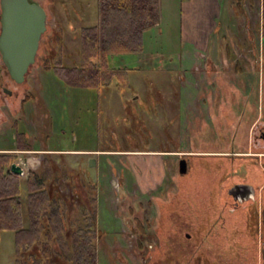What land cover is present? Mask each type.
I'll list each match as a JSON object with an SVG mask.
<instances>
[{"label":"rangeland","instance_id":"1","mask_svg":"<svg viewBox=\"0 0 264 264\" xmlns=\"http://www.w3.org/2000/svg\"><path fill=\"white\" fill-rule=\"evenodd\" d=\"M35 1L40 3L46 10V31H49V36L44 44L51 43L55 41L54 37L58 33V24H62V21L58 20L52 7L48 4V0ZM186 1L187 3L183 5ZM219 1L220 5L217 4V0L159 1V28L162 31H153V34L148 36L149 42L146 44L145 52L112 54L109 57V64L112 66H125L129 69L137 68V70L130 71L127 74L132 90L128 91L125 97L133 94L134 96L139 95L140 99H145L144 96H148L149 90L157 96L159 92L158 85L164 80L167 81L166 86L175 83L178 87H181V82L186 81L180 75L184 68L188 69L186 74L195 73L196 71H206L205 67L193 68L196 65L202 64L203 59L195 57L193 52H190L191 57H189L188 48L183 49V47L188 46L185 40L191 42V40L200 41V39H204V37L200 36V31L202 32V30L208 28V22L211 20V17H214L212 18L213 22L217 23L220 26V32H223V24L228 23L227 6H229L230 2H233L234 9L237 8L238 11L242 9L241 3L243 0ZM190 4L192 7L188 9ZM182 6L183 12L180 23ZM263 9L264 0H262ZM190 10H192V15L188 16ZM190 19L192 20L190 21ZM218 20L220 21L218 22ZM181 24H183V31H180ZM189 28H191L190 32H188ZM195 28L199 30L196 35L193 34L196 32L193 31ZM233 29H237V27ZM64 33L66 39L70 42L69 44H73L74 42L69 33ZM251 33L252 40H247L245 43L248 52L244 49L242 52L251 54V58H253L254 47H256L257 53L261 55L263 49L264 55V36H261L260 32H256L254 29H252ZM244 53H242L243 57L241 54L232 57L230 66L220 67L219 69L226 73H233L235 63H238L240 66L244 65V60H246ZM178 58H180V61ZM179 63L184 68L180 71H171L176 70L175 65ZM1 65L2 59L0 55V153L5 152L14 155L12 163L22 168L21 178H25L30 169L37 170L40 167L43 158V154L39 153L40 151L49 148H61L67 151L95 150L100 148L101 145L104 146L106 144L110 146V137H98L96 140V135H92V132L96 129V119L100 118L98 114H101L95 106V90L67 87L53 77L50 72H45L41 65L32 66L26 76L25 84L18 87L11 81L9 75L4 72ZM259 72H264V67L259 71L257 66L256 76L252 77V81L249 83L250 86L246 85L249 90L248 93L250 92V97L246 102L241 99L229 101L234 113L232 114H239L241 119L236 145L243 142L248 133V139L251 144L248 145L247 153L249 155H255L253 154L255 151H264V142L258 137L261 124H254L258 117L260 118L262 112H264V80L262 78L260 80ZM187 78L189 82L186 85L183 83L182 86L186 92L191 93L193 91L192 81L189 76ZM140 81H143L145 84L147 83V85H143ZM148 84H151V86ZM3 87H6L13 93L10 95L5 94ZM166 88L170 89L169 87ZM174 88L176 86L172 87V89L175 91L180 90V88L177 90ZM178 93L177 97H179ZM37 95L38 102L40 103L38 105L39 108L36 105L37 103L35 104ZM169 95L170 92L166 91L165 94L157 96L160 99L159 101L165 104L164 109L166 112L169 111L167 112V117L177 114L176 108H178V102L171 99L174 96L165 98V96ZM140 99H136V102L131 105L133 113H135V110H139L141 106ZM188 101L189 104L192 102L190 98H188ZM185 107L187 108V106ZM182 108L184 109V105H182ZM119 110L122 112V116H119L117 121L121 123L124 111L122 108ZM184 110L187 112L186 109ZM144 111H146V108ZM132 117L133 119L136 118L135 116ZM233 124L234 122H231V128ZM219 127L222 128L223 126L220 125ZM221 128L214 127L211 132L209 131L210 133L204 134L206 139L209 138L215 142L216 147H221L222 144L219 137L220 132H218V130H222ZM172 129L175 130V128ZM19 133H26L27 139L25 140L30 143L32 149H15L16 136ZM136 134L133 136L135 138L139 137ZM138 139L133 142L141 149H144L146 146L155 149L160 144L159 138L153 137L151 133L148 134L146 146ZM165 139L161 144H165L166 147L161 149L174 150L177 142L176 138ZM118 142L121 145L130 143L129 140L123 139H119ZM82 154H77L73 151L66 154H50L48 157L56 162L63 161L70 171H72L75 188L71 189V186L66 184L63 192L64 194L73 196L72 200L76 204L85 197V188L88 187V181L98 183L99 185L98 193L96 192V221L97 229L100 232L97 239V264H185L189 261L192 243L190 240L184 238V233L190 231L194 220L193 209L189 208L187 203H184L185 196L181 195L182 199L176 205L175 211L168 215L167 227L162 235L156 229L160 214L154 205V192L149 193V195H144L140 192H135V194L128 192L124 178L121 183L119 181L121 179H117L118 176L116 174L100 178L99 173L105 165V158L99 155L86 156ZM180 154H174L172 157L178 158L181 156ZM158 156L141 155L140 157L134 156L132 159L142 170V174L136 176L137 178L135 179L142 190H145L147 187H153L158 182L157 180L161 175V169L163 170L164 165L163 158H159ZM91 157L95 159V165L93 166L89 165V158ZM174 167L170 170L172 176L175 174ZM156 172H158V175H155ZM128 190L131 191L132 189L129 187ZM25 194L22 193V203L25 202ZM131 209L140 213L139 217L146 220L143 233L134 227L133 215L130 213ZM13 240L14 234L12 231L4 230L0 232V264H13ZM147 248L151 249L150 254L147 252ZM208 263L246 264L244 259L241 258L227 260L222 257L211 258L208 260ZM258 264H264V257L261 263L258 261Z\"/></svg>","mask_w":264,"mask_h":264},{"label":"flooded vegetation","instance_id":"2","mask_svg":"<svg viewBox=\"0 0 264 264\" xmlns=\"http://www.w3.org/2000/svg\"><path fill=\"white\" fill-rule=\"evenodd\" d=\"M46 33H49V31H45L41 35L35 62L29 68L38 65H41L43 68L41 57L45 51L43 48L44 43L49 36ZM226 45L230 48L227 43L225 44V48ZM232 57L228 59L231 60ZM253 60H255L254 63L256 62V65L257 63L259 64L260 60L261 64L260 68L258 65V69L259 71L261 68L263 69L264 63L261 60V55L260 58H254L253 56ZM109 67L114 71L116 67L121 66L109 64ZM1 68L4 72L6 71L3 62ZM205 68L206 71L199 72L200 76H196V79H194L193 91L191 92L192 102L184 104V109L187 112L182 107L180 109V103H178V108H176L177 114L170 117H167V112L169 111L166 112L164 109L165 104L160 102L159 97H157L160 94H164L163 91L159 90L156 96L155 93L149 90L148 96H144L145 99H140L139 95L134 96L133 94L125 97L126 93L128 94V91L132 90L129 83L130 80L127 79V92H119L118 78L114 73L109 77V81L102 82L103 85L99 87H80L96 91L95 106L101 114H98L100 118L96 119V129L92 132V135H96V140L98 137H110V146L105 144L95 150L69 151L61 148H49L39 153L43 154V158L50 154H66L73 151L77 154L83 153L82 155L86 156L99 155L102 158L104 157L105 165L99 173L100 178L116 174L118 176L117 179H121L119 180L121 183L124 178L128 192L134 194L135 192H140L144 195L154 192V205L160 214L156 229L162 235L167 227L168 215L175 211L176 205L182 199L181 195L183 194L185 196L184 203H187V206L193 209L194 220L190 231L184 233V238L190 240L192 243L190 259L185 264H209V259L217 257L227 260L241 258L244 259L246 264H258V261L261 263L264 257V151H255L253 153L258 159L256 160L258 167L254 166L250 173L247 172L245 166H242L233 172L228 171L222 182L220 179L215 178L216 174L214 172L209 173L200 170L203 169L201 161L210 162L206 157L240 154L210 150V148L215 146V142L209 138L206 139L204 134L209 131L211 132L214 127L220 129V125L223 126L221 128L223 132L231 130V122H234V118L237 116L233 115L234 113L231 111L229 101L233 97V99H241L246 102L249 98L246 100L245 97H250V92L248 93L249 90L246 85H250L245 83L241 77L231 78L229 75L226 76L229 73L224 71H218L215 74L213 72L212 74L214 67L209 63H207ZM28 71L25 75V80L21 84H16L9 78L15 85L21 87L25 84ZM44 71L50 72L53 77L65 86L76 87L66 84L65 81H61L52 71ZM261 73L263 76L260 77V80L261 78L264 80V72ZM140 82L143 85H147L143 81ZM148 85L151 86V84ZM8 91L9 89L3 87L5 94H8ZM10 92V94L13 93L12 91ZM36 98L35 104L37 103L38 107L40 105L38 95ZM136 99H140L141 106L139 110H135V113H133L131 105L136 102ZM120 108L124 111L121 123L117 121L118 117L122 116ZM145 108L146 111H144ZM132 116L136 118L133 119ZM256 123L261 124L258 137L264 142V112L254 122V124ZM239 125L240 122L238 127ZM234 127L236 128L235 123L232 128L234 129ZM172 128H175V130ZM222 130H218V132ZM136 133L139 136L137 137L139 138L138 140L143 142L145 146L147 145L148 134L151 133L153 137L159 138V146L155 149L148 146L144 149L138 148L137 144L133 142L137 140L133 136ZM172 137H175L177 141L174 150L161 149L166 147L161 142H164L165 138L171 139ZM119 139L129 140L130 143L121 145L118 142ZM221 143L222 147L238 145H236V141L229 144L226 142ZM249 145H251L250 140ZM199 148L201 149L199 150ZM178 153H181V156L178 158L172 157ZM141 155H159L158 157L163 158L164 161L163 170L161 169L158 182L153 187H147L145 190L139 188V185L135 181L136 176L142 174V170L132 161L134 156L140 157ZM91 159L95 165V159L91 157L89 158V162ZM181 159L186 160L185 173H180L179 162ZM172 167L175 170L173 176L170 173ZM155 175H158V172ZM204 176L207 177L206 182L201 181V178H204ZM214 180L216 181L214 182ZM130 181H132L131 184H129ZM250 186L253 187V191L247 194L245 191L250 189ZM129 187L132 189L131 191L128 190ZM98 188L99 185L96 183L97 193ZM95 196L97 197L96 193ZM130 213L133 215L134 227L143 233L146 220L140 218V213L132 209ZM141 228H143V232ZM99 235L100 232L98 230V237ZM147 250L150 254L151 249L147 248Z\"/></svg>","mask_w":264,"mask_h":264},{"label":"trees","instance_id":"3","mask_svg":"<svg viewBox=\"0 0 264 264\" xmlns=\"http://www.w3.org/2000/svg\"><path fill=\"white\" fill-rule=\"evenodd\" d=\"M48 4L62 24H58L55 41L44 44L41 57L44 70L52 71L61 81L76 87H99L114 73L119 92L126 91L127 74L137 68L121 66L113 71L108 64L109 57L143 51V35L159 23V1L48 0ZM63 32L69 33L73 44H69ZM256 32L264 36V9ZM225 50L227 58L232 57L228 45ZM254 51V58H260L256 47ZM261 60L264 63L263 52ZM242 71V66L236 63L234 72ZM159 85L158 89L165 92L166 83ZM236 116V128L220 131L221 142L236 141L241 120L239 114ZM26 136V133L17 134L16 150L32 149ZM248 145L247 133L246 139L237 146L210 148L240 154L206 157L210 162L201 161L203 169L200 170L214 172L221 182L228 171L242 166L250 173L254 166L258 167V159L247 154ZM13 159L12 154L0 153V232L10 230L14 234L13 264H97L96 183L88 181L85 197L76 204L73 196L63 192L66 184L75 188L73 173L63 161L56 162L45 156L37 170L30 169L21 178L10 171ZM206 178L201 181L206 182ZM22 193H26L24 203Z\"/></svg>","mask_w":264,"mask_h":264},{"label":"crops","instance_id":"4","mask_svg":"<svg viewBox=\"0 0 264 264\" xmlns=\"http://www.w3.org/2000/svg\"><path fill=\"white\" fill-rule=\"evenodd\" d=\"M160 1V0H158ZM169 2H175V1H179V0H168ZM230 0H228L229 2ZM191 2V1H189ZM186 2L183 3L186 4ZM192 4V3H191ZM188 6V9H190V7H192V5ZM217 4L220 5V1L217 0ZM254 5V6H253ZM241 8L242 11H238V9H234V4L233 2H230L229 6H227V18H228V23H224V29L223 32H220V26L216 23L213 22L211 17V20L208 22V28L206 30H202V32L200 31V36L204 37V39H200V41H195V40H191V42H188L185 40V43L188 44V46H184L183 49L188 48L189 52H193V55L195 57H201L203 59L202 64L200 65H196L193 68H200V67H206L207 63H209L211 66L214 67V69L212 70V74L214 72L217 73L218 71L223 72L221 68L224 67H228L230 66V59H228L226 57V53H225V48L224 45L227 43L229 44L231 51L233 53V57L237 56L238 54L242 55L244 52H242V50H246V41L249 40L251 41V37H252V29L256 30V27L258 25H260L261 22V13H262V0H243L241 3ZM160 9V7H159ZM254 9V10H253ZM258 9L259 12H258ZM192 10L189 11L188 16L192 15L191 13ZM182 12H183V6H182V10H181V17H180V23H181V19H182ZM192 18V17H191ZM192 19H190L191 21ZM160 21V19H159ZM220 20H218L219 22ZM160 27V22L150 31L147 32L146 34L143 35V51L141 53L145 52V48H146V44L147 42H149V38L148 36H151L150 34H153V31H162ZM192 27V26H191ZM237 27V29H233ZM193 28V27H192ZM180 31H183V24L180 25ZM191 31V28L188 29V32ZM193 31L196 35V33L199 31L197 28L193 29ZM219 31V32H218ZM182 33V32H181ZM200 42V43H199ZM201 44V45H200ZM246 52H248L246 50ZM263 52V49H262ZM189 55V54H188ZM248 55V56H247ZM191 57V53L190 56ZM244 58H246V60H244V65H241L243 68V71L240 73H236L233 71V73H229V76L231 78H239L241 77L245 83H250L252 81V77L256 76V65L254 63L255 60H253V58H251V54L244 53ZM180 61V58H178ZM260 64L261 61L259 60V68H260ZM125 67V66H123ZM176 70H171V71H180L182 68L181 63L175 65ZM198 70V69H197ZM170 71V70H168ZM188 71V69H183V71L180 73V75H182V79H186V81H182L181 82V87H178V85L176 84V88L174 89H179V91H175L173 89H168L165 87L166 91L170 92L169 96H165V98L167 97H171L174 96V98L172 97V101H176L178 103H180V109L182 107V105L186 104L188 101V98L191 99V95L192 93L190 92H186L185 89L183 88V83H185V85L189 82L188 80V76L190 77V80L192 81V85L194 83V79H196V76H200L199 71L195 72V73H191V74H186ZM187 75V76H186ZM194 75V76H193ZM263 76V74L261 72H259V77ZM150 82V79H149ZM167 81L164 80L162 83H166ZM184 85V87H186ZM191 85V84H188ZM171 87V86H168ZM182 89V90H181ZM173 90V91H172ZM165 91V92H166ZM164 92V91H163ZM164 92V94H165ZM177 92L179 97H177ZM166 98V99H167ZM174 108H176L174 106Z\"/></svg>","mask_w":264,"mask_h":264},{"label":"water","instance_id":"5","mask_svg":"<svg viewBox=\"0 0 264 264\" xmlns=\"http://www.w3.org/2000/svg\"><path fill=\"white\" fill-rule=\"evenodd\" d=\"M46 21V10L35 0H0V55L16 84L25 80L29 67L35 62L41 35L47 29ZM89 165H94L92 159ZM179 167L180 173L186 172L185 159L180 160ZM10 171L17 175L23 172L15 163L11 164ZM250 187L243 191L252 193L253 187Z\"/></svg>","mask_w":264,"mask_h":264}]
</instances>
